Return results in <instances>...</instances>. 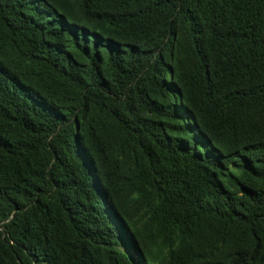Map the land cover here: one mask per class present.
Instances as JSON below:
<instances>
[{
    "label": "trees",
    "instance_id": "obj_1",
    "mask_svg": "<svg viewBox=\"0 0 264 264\" xmlns=\"http://www.w3.org/2000/svg\"><path fill=\"white\" fill-rule=\"evenodd\" d=\"M0 264H264V0H0Z\"/></svg>",
    "mask_w": 264,
    "mask_h": 264
}]
</instances>
